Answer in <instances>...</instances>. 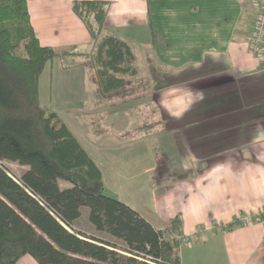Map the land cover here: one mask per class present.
I'll use <instances>...</instances> for the list:
<instances>
[{"label":"crops","instance_id":"1","mask_svg":"<svg viewBox=\"0 0 264 264\" xmlns=\"http://www.w3.org/2000/svg\"><path fill=\"white\" fill-rule=\"evenodd\" d=\"M74 1L28 0L40 42L66 52L44 67L42 102L60 110L108 193L157 228L181 214V264H264V66L248 43L251 3L103 0L109 7L94 39ZM104 35L148 61L144 76L138 71L128 84L147 82V101L125 96L127 88L102 93L91 60ZM157 70L182 82L157 88ZM129 105L153 113L121 119ZM16 264L40 263L25 254Z\"/></svg>","mask_w":264,"mask_h":264},{"label":"trees","instance_id":"2","mask_svg":"<svg viewBox=\"0 0 264 264\" xmlns=\"http://www.w3.org/2000/svg\"><path fill=\"white\" fill-rule=\"evenodd\" d=\"M108 7L103 0L73 2L94 39ZM64 54L40 42L28 0H0V264H16L25 254L40 264H181V214L157 228L108 193L101 169L60 110L40 99L46 63ZM92 60L103 94L124 90L139 71L132 45L114 35L100 38ZM152 76L157 88L179 79ZM6 161L27 168L15 178ZM85 207L94 228L119 242L76 227Z\"/></svg>","mask_w":264,"mask_h":264},{"label":"rangeland","instance_id":"3","mask_svg":"<svg viewBox=\"0 0 264 264\" xmlns=\"http://www.w3.org/2000/svg\"><path fill=\"white\" fill-rule=\"evenodd\" d=\"M132 45V44H131ZM134 45V44H133ZM137 46L139 47L138 49H137V53H138V51L139 52H141L142 53V50H143V43L142 42H140L139 44H137ZM18 52H23V49L21 48V49H18L17 50ZM66 62H71V61H80V60H82V61H84V58H77V59H74V58H66ZM87 61H90L89 59H86ZM137 61H136V65H137V68H138V70H139V72H140V76H144V72H145V70H146V68H148V66H147V60H146V58H144V57H141V58H137L136 59ZM91 62L93 63V60H91ZM95 67V66H94ZM153 68V67H152ZM153 72V71H152ZM158 72H159V70H157L156 71V73L158 74ZM159 76V75H158ZM176 77V76H175ZM159 77H157V79H158ZM178 80H175V81H177L178 83L179 82H182V80H180L181 78H180V76H178ZM132 78H129V80H131ZM186 79V78H185ZM184 79V80H185ZM159 80V79H158ZM147 82H145V81H138V80H134L133 81V83L132 84H130V86H127L126 88L128 89V90H126L127 92H126V94H125V96H127V95H131L132 94V92H134V95H136L135 96V98H137V102H139V103H141L142 104V102H145V101H147L148 99H146L147 97L146 96H144V95H141V93H143V92H145V89H147V84H146ZM160 84H162V81L160 80V82H159ZM138 86H141L142 88H141V90L140 91H137V88H138ZM121 91V90H120ZM122 91H125V89L124 90H122ZM137 94H139V95H141V96H138ZM140 97V98H139ZM151 109V110H150ZM153 113V110H152V108L150 107V106H148V105H146V106H137V105H129L128 107H123L122 108V113H121V119H132L133 118V120L135 119V118H137L138 116H141V117H144L145 115H147V114H152ZM134 131V130H133ZM132 134H136V132H134V133H132ZM125 136V135H124ZM124 136H122V137H124ZM5 165L9 168V170H10V172H11V174L16 178V177H19V176H21V174L25 171V169L27 168V166H25V165H21V164H19L18 162H14V161H6L5 162ZM165 172V171H164ZM155 173V178L157 179V181L159 180V178H158V176L156 175V174H159V173H157V171L156 172H154ZM62 186H65V184H64V181L62 182ZM87 214H88V216H89V208L88 207H85L84 208V212H83V216H81V220L80 221H78V223H77V225H76V227L79 229V230H81V231H83V232H85L86 233V235H88V236H92V235H94V236H97V237H100V238H105L106 240L108 239V240H112V241H117V242H119L118 240H116V239H114V238H112L111 236H109L108 234H106V233H103V232H100V231H98V230H96L95 228H94V226L89 222V218H88V216H87ZM251 218V217H250ZM249 218V219H250ZM245 220H248V219H245ZM207 234H204V235H202L201 236V238H200V241H203V239L205 238V240L207 241V238H208V236H206ZM197 239H199V238H197ZM185 240H186V238H185ZM198 247V246H197ZM197 249H199V248H197Z\"/></svg>","mask_w":264,"mask_h":264},{"label":"built area","instance_id":"4","mask_svg":"<svg viewBox=\"0 0 264 264\" xmlns=\"http://www.w3.org/2000/svg\"><path fill=\"white\" fill-rule=\"evenodd\" d=\"M250 2L255 9L254 26L248 37L250 50L254 53L264 66V0H241ZM264 215V211H263ZM245 216L244 219H249ZM185 240V239H184ZM187 240V239H186ZM262 247L264 248V237Z\"/></svg>","mask_w":264,"mask_h":264}]
</instances>
